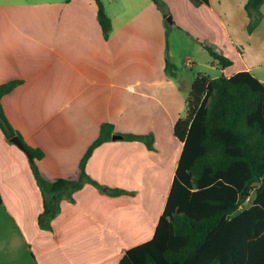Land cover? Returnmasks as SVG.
<instances>
[{
    "label": "crops",
    "instance_id": "crops-1",
    "mask_svg": "<svg viewBox=\"0 0 264 264\" xmlns=\"http://www.w3.org/2000/svg\"><path fill=\"white\" fill-rule=\"evenodd\" d=\"M100 1L112 26L107 39L96 0H0V84L21 81L1 98L4 114L43 151L37 167L49 181L78 177L103 122L114 134H151L152 147L123 138L98 145L87 174L132 193L110 195L86 183L42 229L43 199L28 156L0 129V264H118L151 239L164 209L182 149L173 126L185 114L193 78L178 70L168 15L151 0ZM162 1L175 42L193 43L196 56L211 57L202 43L210 45L232 62L221 69L211 57L223 75H255L264 65V3L247 33V0ZM256 77L264 84V72Z\"/></svg>",
    "mask_w": 264,
    "mask_h": 264
},
{
    "label": "trees",
    "instance_id": "trees-1",
    "mask_svg": "<svg viewBox=\"0 0 264 264\" xmlns=\"http://www.w3.org/2000/svg\"><path fill=\"white\" fill-rule=\"evenodd\" d=\"M96 1L98 23L107 39L111 21L101 1ZM151 1L164 17L169 15L162 0ZM262 3L246 1L248 31L259 23ZM202 45L221 69L232 64L210 45ZM165 70L172 77L177 72L167 58ZM20 82L0 84V129L7 140L16 136L28 156L43 199L37 217L40 228L50 229L61 201H72L86 183L110 195L132 193L108 188L85 170L92 151L114 134L109 122L101 123L98 136L81 157L76 179H44L37 167L43 151L25 142L1 104V98ZM173 133L182 149L154 233L150 240L126 250L118 264H264V84L247 70L217 77L196 73L185 99V114L175 121ZM121 135L123 140L152 147L151 134ZM245 201L247 206L240 209Z\"/></svg>",
    "mask_w": 264,
    "mask_h": 264
},
{
    "label": "rangeland",
    "instance_id": "rangeland-1",
    "mask_svg": "<svg viewBox=\"0 0 264 264\" xmlns=\"http://www.w3.org/2000/svg\"><path fill=\"white\" fill-rule=\"evenodd\" d=\"M169 16V15H168ZM167 24V35L169 37V45L172 51H174V54L177 57V67L179 71H184L183 73L187 75L189 78H193V76L196 73H202L206 74L210 77H216L221 75V71L219 68L213 66L211 63V57L204 51L202 54L195 55L191 54V50H193L192 46L193 43H188L185 46L180 45L179 43L175 42L173 39V33L176 32V29H174V25L169 23L166 20ZM256 27V26H255ZM254 27V28H255ZM254 28L251 31H248L246 27L247 33H251ZM190 60V63L196 62L198 65L192 67L191 65L189 66L186 59ZM181 69V70H180ZM264 72V65L261 67V69L255 70L254 73L256 76H262ZM248 204V201H245L239 208L246 207Z\"/></svg>",
    "mask_w": 264,
    "mask_h": 264
},
{
    "label": "water",
    "instance_id": "water-1",
    "mask_svg": "<svg viewBox=\"0 0 264 264\" xmlns=\"http://www.w3.org/2000/svg\"><path fill=\"white\" fill-rule=\"evenodd\" d=\"M166 20H167L169 23H172V18H171L170 15L166 17ZM111 139H112V140L122 139V135H121V134H113V135L111 136ZM10 141H11L12 143H14L18 148L22 149V145H21L20 141L18 140V138H17L16 136L11 137V138H10ZM22 150H23V149H22ZM256 184H258V183H256Z\"/></svg>",
    "mask_w": 264,
    "mask_h": 264
},
{
    "label": "built area",
    "instance_id": "built-area-1",
    "mask_svg": "<svg viewBox=\"0 0 264 264\" xmlns=\"http://www.w3.org/2000/svg\"><path fill=\"white\" fill-rule=\"evenodd\" d=\"M186 63H188L189 66H190V65L195 66L193 63H190V60H189V59H187V62H186Z\"/></svg>",
    "mask_w": 264,
    "mask_h": 264
}]
</instances>
